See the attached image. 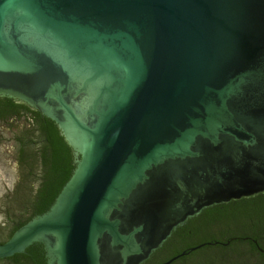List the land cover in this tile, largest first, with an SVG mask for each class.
<instances>
[{
	"label": "water",
	"instance_id": "95a60500",
	"mask_svg": "<svg viewBox=\"0 0 264 264\" xmlns=\"http://www.w3.org/2000/svg\"><path fill=\"white\" fill-rule=\"evenodd\" d=\"M0 96L52 119L74 165L0 259L42 243L46 264H143L203 209L264 193V0H0Z\"/></svg>",
	"mask_w": 264,
	"mask_h": 264
},
{
	"label": "flooded vegetation",
	"instance_id": "af4514ba",
	"mask_svg": "<svg viewBox=\"0 0 264 264\" xmlns=\"http://www.w3.org/2000/svg\"><path fill=\"white\" fill-rule=\"evenodd\" d=\"M26 174L31 175L27 165ZM17 222L11 220L6 233ZM169 259L168 264H264V193L203 209L172 231L143 264Z\"/></svg>",
	"mask_w": 264,
	"mask_h": 264
},
{
	"label": "trees",
	"instance_id": "16d2710c",
	"mask_svg": "<svg viewBox=\"0 0 264 264\" xmlns=\"http://www.w3.org/2000/svg\"><path fill=\"white\" fill-rule=\"evenodd\" d=\"M14 118L22 120L24 128L16 140L19 145L17 160L19 164L30 166L25 147L33 145L34 156L32 157L38 175L37 178L30 179L32 196L23 205L24 217L18 220L9 233L5 234L0 244L10 237L14 229L23 225L32 216L48 209L74 168L71 148L52 119L42 116L38 110L21 101L0 96V121H10ZM42 245V243H33L23 253H15L0 259V264H46ZM151 263L150 260L146 264Z\"/></svg>",
	"mask_w": 264,
	"mask_h": 264
},
{
	"label": "rangeland",
	"instance_id": "374dc122",
	"mask_svg": "<svg viewBox=\"0 0 264 264\" xmlns=\"http://www.w3.org/2000/svg\"><path fill=\"white\" fill-rule=\"evenodd\" d=\"M22 129L20 119L0 121V227H9V219H14V215L7 212L8 203L16 197L21 168L26 170V164H19L17 160L19 145L16 140Z\"/></svg>",
	"mask_w": 264,
	"mask_h": 264
}]
</instances>
